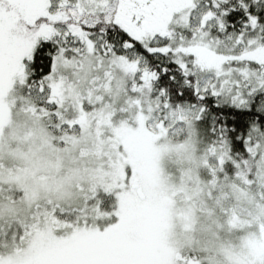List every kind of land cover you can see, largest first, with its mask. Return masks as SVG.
Listing matches in <instances>:
<instances>
[{
	"label": "snow or ice",
	"instance_id": "6c2138e0",
	"mask_svg": "<svg viewBox=\"0 0 264 264\" xmlns=\"http://www.w3.org/2000/svg\"><path fill=\"white\" fill-rule=\"evenodd\" d=\"M0 264H264V0H0Z\"/></svg>",
	"mask_w": 264,
	"mask_h": 264
}]
</instances>
